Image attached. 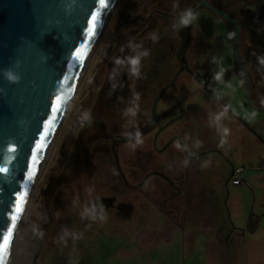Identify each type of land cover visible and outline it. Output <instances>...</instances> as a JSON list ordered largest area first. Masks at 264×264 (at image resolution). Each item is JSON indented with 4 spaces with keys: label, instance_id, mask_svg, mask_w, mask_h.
<instances>
[{
    "label": "rangeland",
    "instance_id": "obj_1",
    "mask_svg": "<svg viewBox=\"0 0 264 264\" xmlns=\"http://www.w3.org/2000/svg\"><path fill=\"white\" fill-rule=\"evenodd\" d=\"M139 1L117 0L104 34L117 30L119 18ZM164 1L171 6L179 0ZM191 23L209 44L219 72L236 67L235 35L227 21L202 7ZM107 42L103 36L90 59L30 198L10 254L16 264H264V111L247 105L237 78L227 82L235 107L208 109L210 119L197 120L196 147L212 143L219 151L188 168L189 186L153 177L141 188H128L102 174L84 175L74 184L75 134ZM205 112L197 110L202 118ZM147 165L176 177L172 159L150 153ZM237 168L244 173L232 175ZM143 177L135 174L133 183ZM235 177L242 184L235 185ZM93 199L112 204L95 215L88 207Z\"/></svg>",
    "mask_w": 264,
    "mask_h": 264
},
{
    "label": "flooded vegetation",
    "instance_id": "obj_2",
    "mask_svg": "<svg viewBox=\"0 0 264 264\" xmlns=\"http://www.w3.org/2000/svg\"><path fill=\"white\" fill-rule=\"evenodd\" d=\"M207 1L238 23L246 18L250 47L244 56L241 37L239 55L248 75L250 98L257 104L264 98V0ZM181 2L168 6L164 0H140L119 18L76 130L79 161L70 165L74 184H80L84 175L102 174L128 188H141L153 177L187 187L191 184L188 168L198 160L207 162L209 153L219 151L212 143L197 148L193 136L197 120L210 119L205 111L235 107L236 95L227 93V82L234 75L230 71L216 74L209 44L195 33L191 19L204 7L202 0ZM236 74L244 88L237 64ZM200 109L206 118L198 116ZM150 153L172 159L178 178L172 179L164 169L149 170ZM135 174L145 177L134 184ZM88 204L99 215L112 203L93 199Z\"/></svg>",
    "mask_w": 264,
    "mask_h": 264
},
{
    "label": "water",
    "instance_id": "obj_3",
    "mask_svg": "<svg viewBox=\"0 0 264 264\" xmlns=\"http://www.w3.org/2000/svg\"><path fill=\"white\" fill-rule=\"evenodd\" d=\"M116 3L104 0L101 7V0H0V169H6L0 172V239L10 230L18 197L25 194L3 264H7L24 211L55 149L90 59L103 36H108L107 44L112 41L114 31L105 35L104 29ZM200 6L234 27V56L246 98L252 107L264 111L249 95L248 75L239 55L240 24L207 0ZM94 15L98 25L95 35L89 37ZM5 72L18 76L19 81L10 83ZM58 101L59 110L53 111ZM33 169L35 174L29 180Z\"/></svg>",
    "mask_w": 264,
    "mask_h": 264
},
{
    "label": "snow or ice",
    "instance_id": "obj_4",
    "mask_svg": "<svg viewBox=\"0 0 264 264\" xmlns=\"http://www.w3.org/2000/svg\"><path fill=\"white\" fill-rule=\"evenodd\" d=\"M101 7H104V0H101ZM91 21H92V24H91V28L89 30V37H92L95 35V31L97 29V25H98V16L97 15H94L91 17ZM81 56V53H77V58H80ZM59 107H60V103L59 101L57 102V106L55 109H53V111H58L59 110ZM48 132H47V129L45 130V136H47ZM37 147H42V145L40 146H37ZM6 171V169H0V172H4ZM35 169H33L32 172L29 173V180L32 179L33 175L35 174ZM25 200V194H21L19 197H18V203L16 204V207H15V212H16V215H13L11 217V227H10V230H8L7 232V235L4 236L2 239H0V264H3V255L6 254L10 248V245H11V241H12V237L14 235L12 229L15 228V221L18 219V215L21 213L22 211V208H21V204L24 202Z\"/></svg>",
    "mask_w": 264,
    "mask_h": 264
},
{
    "label": "crops",
    "instance_id": "obj_5",
    "mask_svg": "<svg viewBox=\"0 0 264 264\" xmlns=\"http://www.w3.org/2000/svg\"><path fill=\"white\" fill-rule=\"evenodd\" d=\"M255 14H257V13H255ZM258 14H259V12H258ZM224 20V19H223ZM226 21V20H225ZM228 22V21H227ZM229 23V25H230V27H231V29H232V32H233V34L235 35V29H234V27L232 26V24H230V22H228ZM239 24H240V26H241V32H242V39H241V43L243 44V52H244V56L246 55L245 54V52H247V49L250 47L249 46V36L246 34V32L249 30V28H248V24H247V21H246V18H245V16H244V18H242V20H239ZM248 33V32H247ZM243 35H244V37H243ZM214 61V60H213ZM213 65H215L214 66V68H213V70H215V72H216V74H219V73H221L222 71H218L217 70V67H216V63H215V61H214V63H213ZM230 72H232V74L234 75V78H237L238 80H239V78L237 77V74H236V67H234V68H232L231 70H230ZM240 81V80H239ZM256 106L257 107H261V108H263L264 107V98H262L257 104H256ZM242 173H244V171L242 172ZM241 173V174H242ZM215 228V227H214ZM225 233L224 232H222V235H224Z\"/></svg>",
    "mask_w": 264,
    "mask_h": 264
},
{
    "label": "clouds",
    "instance_id": "obj_6",
    "mask_svg": "<svg viewBox=\"0 0 264 264\" xmlns=\"http://www.w3.org/2000/svg\"><path fill=\"white\" fill-rule=\"evenodd\" d=\"M188 15H191V13L189 12ZM4 75L9 80L10 83H15L19 81V77L12 75L10 72H5Z\"/></svg>",
    "mask_w": 264,
    "mask_h": 264
},
{
    "label": "built area",
    "instance_id": "obj_7",
    "mask_svg": "<svg viewBox=\"0 0 264 264\" xmlns=\"http://www.w3.org/2000/svg\"><path fill=\"white\" fill-rule=\"evenodd\" d=\"M242 172H243V168H237L235 171V175H237V174L241 175ZM233 183L235 185L242 184V179L240 177H235L233 180Z\"/></svg>",
    "mask_w": 264,
    "mask_h": 264
},
{
    "label": "bare ground",
    "instance_id": "obj_8",
    "mask_svg": "<svg viewBox=\"0 0 264 264\" xmlns=\"http://www.w3.org/2000/svg\"><path fill=\"white\" fill-rule=\"evenodd\" d=\"M25 211H26V209H25ZM25 211H24V213H25ZM7 264H16V261H15L14 257H12V255L9 256L8 261H7Z\"/></svg>",
    "mask_w": 264,
    "mask_h": 264
},
{
    "label": "trees",
    "instance_id": "obj_9",
    "mask_svg": "<svg viewBox=\"0 0 264 264\" xmlns=\"http://www.w3.org/2000/svg\"><path fill=\"white\" fill-rule=\"evenodd\" d=\"M198 1H200V0H198ZM228 14H230V13H228Z\"/></svg>",
    "mask_w": 264,
    "mask_h": 264
}]
</instances>
